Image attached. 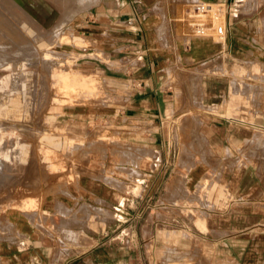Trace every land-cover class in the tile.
I'll list each match as a JSON object with an SVG mask.
<instances>
[{"label":"crops","instance_id":"obj_1","mask_svg":"<svg viewBox=\"0 0 264 264\" xmlns=\"http://www.w3.org/2000/svg\"><path fill=\"white\" fill-rule=\"evenodd\" d=\"M91 1L75 33L107 58L80 69L119 100L106 165L134 192L90 188L99 211L66 250L20 254L12 240L0 264H263L264 91L216 71L264 52V0ZM196 2L222 16L220 40L191 34Z\"/></svg>","mask_w":264,"mask_h":264},{"label":"rangeland","instance_id":"obj_2","mask_svg":"<svg viewBox=\"0 0 264 264\" xmlns=\"http://www.w3.org/2000/svg\"><path fill=\"white\" fill-rule=\"evenodd\" d=\"M0 1V43L5 41L0 44V203L24 197L36 201L29 210L0 213V254L12 240L20 254L40 250L46 241L58 252L66 250L67 238L77 236L74 228L88 230L96 218L99 209L90 188L104 196L113 188L134 192L123 180L112 179L106 165L118 135L108 120V105L119 100L108 95L112 85L99 70L80 69L82 62L96 65L107 58L88 50L93 44L75 33L76 17L91 0ZM213 31L209 26L207 34ZM11 32L15 41L8 37ZM78 71L88 92L78 90L68 101V89L55 86L68 85ZM216 73L232 77V89L264 91V52ZM43 147L57 152L52 159L57 169L48 165Z\"/></svg>","mask_w":264,"mask_h":264},{"label":"bare ground","instance_id":"obj_3","mask_svg":"<svg viewBox=\"0 0 264 264\" xmlns=\"http://www.w3.org/2000/svg\"><path fill=\"white\" fill-rule=\"evenodd\" d=\"M1 2V1H0ZM11 2V1H10ZM6 3H7V1H6ZM9 3V2H8ZM12 3V2H11ZM83 5H85V4H83ZM5 6V5H4ZM12 6V5H11ZM5 9H7V6H6V8ZM10 9V8H9ZM13 10V9H12ZM21 10V9H20ZM24 10V9H23ZM220 10L218 9V12H219ZM7 12V11H6ZM212 12H216L217 13V10H216V8H214L213 10H212ZM17 13V12H16ZM16 13H14V15L16 14ZM19 13V12H18ZM23 13V14H22ZM24 13H25V11L24 12H21V13H19V14H22V15H24ZM12 14V13H11ZM18 14V15H19ZM219 14V13H218ZM7 15V14H6ZM8 16H9V14H8ZM11 16V15H10ZM9 16V17H10ZM13 16V15H12ZM17 16V15H16ZM221 16V15H220ZM219 16V17H220ZM2 17H4V16H2ZM20 17V16H19ZM25 17V16H24ZM28 17V16H27ZM222 17V16H221ZM5 18H6V16H5ZM8 18V17H7ZM13 18H16L15 16H13ZM2 19V18H1ZM16 19H18V18H16ZM27 19H29V18H27ZM26 19V20H27ZM20 20V18L18 19V21ZM22 18H21V22H22ZM7 21H8V19H7ZM7 21H5V22H7ZM9 21H11V20H9ZM14 21V20H13ZM31 20L29 19V22H30ZM12 22V21H11ZM16 21H14L13 23H15ZM10 23V22H9ZM18 23L19 22H17V24H15V25H17V27H19L18 26ZM26 23V22H25ZM28 23V22H27ZM31 24H32V22H30ZM4 24V23H3ZM8 24V23H7ZM21 24V23H20ZM34 24V23H33ZM33 24H32V26H33ZM22 26H24V24H22ZM28 26V25H27ZM32 26H29V27H32ZM7 27V26H6ZM10 27H12V26H10ZM16 27V28H17ZM25 27H26V25H25ZM24 28V27H23ZM23 28H21L20 27V30L21 29H23ZM32 28H34V27H32ZM8 29V28H7ZM18 29V28H17ZM25 29V28H24ZM23 29V30H24ZM30 29V28H29ZM2 29H1V25H0V31H1ZM26 30V29H25ZM27 30H28V28H27ZM9 31H10V29H9ZM15 31H17V30H15ZM22 31V30H21ZM29 32V31H28ZM2 33L4 34V32L2 31ZM23 33L26 35L27 33H25L24 31H23ZM16 34V33H15ZM30 34V33H29ZM2 35V34H1ZM20 35V34H19ZM6 37H7V35H5ZM14 36V34L11 32L10 33V36L8 35V37H9V39L11 40V41H15V37H13ZM18 36V35H17ZM16 36V37H17ZM8 39V40H9ZM26 39V38H25ZM20 40V39H19ZM7 41V40H6ZM3 42H5V41H2L1 43H3ZM0 43V44H1ZM7 43V42H6ZM9 43V42H8ZM72 75L70 76V79H69V84L68 85H64V84H60V83H58V84H56V90L58 91V90H66V89H68V92H65V93H67L68 94V96H69V100L68 101H70L71 99H72V96L78 91V90H81V91H86V92H88L87 91V89H85V87L83 86L84 85V78L82 77L83 76V73H81V72H74V73H71ZM82 75V76H81ZM60 76V75H59ZM79 88V89H78ZM79 93V92H78ZM86 94V93H85ZM15 149V148H14ZM43 149H44V156H45V159L47 160V161H49V166L51 167V169H57L58 167H59V164H56V162L54 163V161L52 160L55 156H54V154H56V153H53L52 152V150H54V149H50V151L48 150V148H47V150L45 151V148L43 147ZM8 151V150H7ZM5 152V151H4ZM17 152V151H16ZM15 154V153H14ZM57 155V154H56ZM19 156V155H18ZM58 156V155H57ZM55 160V159H54ZM60 169V168H59ZM36 201L34 200V199H32V198H30V197H24V198H22V199H11V200H9V201H2L1 203H0V213L2 212V211H5V210H9V212L10 213H12V212H14L15 210H29L30 208H33V207H35L36 206V203H35Z\"/></svg>","mask_w":264,"mask_h":264},{"label":"built area","instance_id":"obj_4","mask_svg":"<svg viewBox=\"0 0 264 264\" xmlns=\"http://www.w3.org/2000/svg\"><path fill=\"white\" fill-rule=\"evenodd\" d=\"M212 10L213 8L207 3L196 2L192 5L187 17V24L193 36H206L207 29L210 26L209 23H211V27L217 36H223V24L221 23L218 13L212 12ZM209 13H211V16L208 15Z\"/></svg>","mask_w":264,"mask_h":264}]
</instances>
